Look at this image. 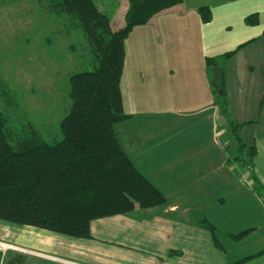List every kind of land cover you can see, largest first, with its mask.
<instances>
[{
    "label": "crops",
    "instance_id": "obj_1",
    "mask_svg": "<svg viewBox=\"0 0 264 264\" xmlns=\"http://www.w3.org/2000/svg\"><path fill=\"white\" fill-rule=\"evenodd\" d=\"M200 8H209V21ZM252 16L256 23H247ZM124 48L120 91L129 119L115 135L164 205L94 220L89 238L1 224L33 237L21 243L32 241L58 264H264V0H182L135 27ZM228 52L223 112L207 59ZM232 124L245 149L255 150L250 169ZM248 229L239 241L230 237Z\"/></svg>",
    "mask_w": 264,
    "mask_h": 264
},
{
    "label": "trees",
    "instance_id": "obj_2",
    "mask_svg": "<svg viewBox=\"0 0 264 264\" xmlns=\"http://www.w3.org/2000/svg\"><path fill=\"white\" fill-rule=\"evenodd\" d=\"M38 2L75 22L85 37L93 69L69 77L70 109L60 122L58 141L47 143L29 124L14 128L9 118L0 114V220L73 238H89L94 220L165 203L162 194L125 154L114 127L129 119L120 91L126 39L135 27L181 8L182 0H128L124 25L119 28L99 12L94 0ZM198 11L203 21L210 20L209 8ZM245 21L253 24L257 18L247 17ZM232 54L207 59V65L216 71L217 103L223 112V64ZM0 95H9L1 79ZM261 102L264 104V93ZM231 133L238 154L246 156L241 162L250 169L254 148L245 149L234 124ZM236 159L240 160L239 156ZM200 224L221 248L215 228L207 221ZM252 230L230 237L239 241ZM246 259L230 264H242Z\"/></svg>",
    "mask_w": 264,
    "mask_h": 264
},
{
    "label": "rangeland",
    "instance_id": "obj_3",
    "mask_svg": "<svg viewBox=\"0 0 264 264\" xmlns=\"http://www.w3.org/2000/svg\"><path fill=\"white\" fill-rule=\"evenodd\" d=\"M94 4L114 28L124 25L128 0H94ZM92 69L85 37L71 18L50 12L38 0H0V79L9 91L0 95V114L14 128L29 124L47 143L60 140L59 125L70 109L69 77ZM128 126L124 123L121 132L126 140ZM3 222L0 264L59 263L31 249L32 241L23 245V238L33 237L18 238L7 226L11 223Z\"/></svg>",
    "mask_w": 264,
    "mask_h": 264
}]
</instances>
